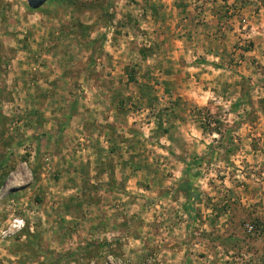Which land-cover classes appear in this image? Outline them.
<instances>
[{
  "label": "rangeland",
  "instance_id": "obj_1",
  "mask_svg": "<svg viewBox=\"0 0 264 264\" xmlns=\"http://www.w3.org/2000/svg\"><path fill=\"white\" fill-rule=\"evenodd\" d=\"M259 258L264 0H0V264Z\"/></svg>",
  "mask_w": 264,
  "mask_h": 264
},
{
  "label": "built area",
  "instance_id": "obj_2",
  "mask_svg": "<svg viewBox=\"0 0 264 264\" xmlns=\"http://www.w3.org/2000/svg\"><path fill=\"white\" fill-rule=\"evenodd\" d=\"M24 226H25V220L19 216H16L12 218V220L10 221L9 228L8 230L4 231V235L5 236L12 235L16 233L17 231L21 230ZM249 228L251 230L252 226H249ZM246 258H248L247 255H246ZM251 264H264V258H259L258 260L253 261Z\"/></svg>",
  "mask_w": 264,
  "mask_h": 264
},
{
  "label": "trees",
  "instance_id": "obj_3",
  "mask_svg": "<svg viewBox=\"0 0 264 264\" xmlns=\"http://www.w3.org/2000/svg\"><path fill=\"white\" fill-rule=\"evenodd\" d=\"M189 170L186 169L185 171V177L181 183V190L185 194V196L190 197L191 196V187H192V179L188 178V173ZM256 225V223H254Z\"/></svg>",
  "mask_w": 264,
  "mask_h": 264
}]
</instances>
